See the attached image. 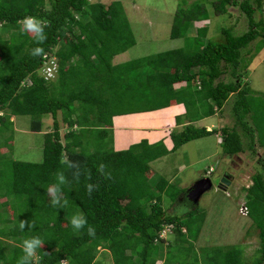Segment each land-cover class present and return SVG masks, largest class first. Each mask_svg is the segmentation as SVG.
Here are the masks:
<instances>
[{"label": "trees", "instance_id": "obj_1", "mask_svg": "<svg viewBox=\"0 0 264 264\" xmlns=\"http://www.w3.org/2000/svg\"><path fill=\"white\" fill-rule=\"evenodd\" d=\"M185 4L179 0L169 33L181 38L182 46L113 62V56L136 43L121 1L0 0V155L9 153L1 150L6 145L11 149L13 135H4L12 127L10 116H31L30 129L35 132L41 131L45 115L52 121L43 133L41 161L0 157V264H17L23 240L33 235L44 241L33 264H101L96 260L98 247L110 251L114 264H199L193 241L203 230L205 212L199 205L184 214L175 207L168 212L166 199L175 201L174 206L190 201L164 177L151 184L154 172L148 162L213 134L220 135L226 155L248 149L255 154L256 145L264 147L263 104L252 95L249 82H243L251 63L249 44L258 39L255 49L264 47V0ZM227 5L238 6L247 16L243 34L235 36L230 28H222V38L212 40L207 23L195 26L209 19L211 10L225 14ZM25 16L48 22L43 56L29 55L37 45L31 34L20 31L18 21ZM47 53L55 56L57 71L49 79L42 71ZM226 74L229 80H224ZM231 94L232 127L207 129L193 123L221 110ZM173 104L183 105L187 123L170 133L169 149L162 140H142L122 150L109 147L114 116ZM249 116L254 121L261 116L257 126H251ZM64 126L67 131L62 133ZM65 157L79 161L81 176L64 186L69 203L57 208L47 188L64 168ZM256 162L261 170L251 174L252 183L244 187V206L258 229L257 255L248 262L240 244H214L202 251L204 264H264V159ZM100 164L106 165L110 178L100 173ZM89 183L99 185L91 196L85 187ZM4 206L11 216L1 210ZM71 208L84 213L94 235L86 228L73 230ZM21 220L34 227L21 230ZM164 231L173 241H165Z\"/></svg>", "mask_w": 264, "mask_h": 264}, {"label": "rangeland", "instance_id": "obj_2", "mask_svg": "<svg viewBox=\"0 0 264 264\" xmlns=\"http://www.w3.org/2000/svg\"><path fill=\"white\" fill-rule=\"evenodd\" d=\"M98 1L108 3L112 0ZM119 1H121L123 5L126 20L129 23L136 43L126 51L113 56V62H123L129 59L149 56L184 44L181 39H174L169 35L173 14L179 0ZM185 1L186 4H189L193 0ZM204 23L208 24L207 37L212 38V40H220L222 38V28H230L235 36L241 35L248 30L247 16L235 5H227V12L225 14L216 15L213 13V10H211L209 19L197 22L195 26L199 27ZM192 32L195 34L196 30L192 29ZM257 42L258 39L252 41L248 46L252 49L251 52L247 54V57L251 56V63L248 66V75L243 79V82H249L253 91L252 95L263 104L261 105V111H264V47L260 50L255 49L258 44ZM56 47L58 48V45ZM223 78L224 80H229L231 77L229 74H226L223 75ZM234 95L235 94H231L223 108L219 111L217 110L216 114L212 117L205 118L206 123L197 122L195 125L202 126L208 124L211 127H232L235 124V119L231 111L232 103L235 98ZM181 106L182 104H179L176 108H163L147 113L144 112L141 114L142 116L139 114L116 116L117 119L115 120V124L119 125L129 120L133 124L148 125V127L152 128L156 127L163 132V130L168 129L167 124L170 121H172L173 124L174 122H180V124H182L180 120L183 119L184 116L180 113L182 112ZM58 117L59 119L62 118L61 112ZM249 117L250 118L247 120L251 126L253 125L254 127L257 126L261 120V116H259V119L256 121H254L253 116ZM10 119L13 120L12 127L9 128L8 126L4 135H8V131L12 133L11 149L7 145L5 148L3 147L1 149L2 152L4 151L5 153V151H9V153L0 155V157L4 160L12 158L30 162L41 161L44 139L43 133L50 130L52 125L50 116L45 115L42 117V129L38 132L30 129L31 116L29 115H13L12 117L10 116ZM262 125L264 126V122H262ZM175 130L177 129L172 128L167 133L170 134ZM64 131H67L66 126L61 130L62 133ZM130 138L133 137H127L125 139L126 142ZM0 140H2V138H0ZM136 140V138L129 140L123 148L135 143ZM117 141L119 148L125 144L123 141H119V139ZM166 142L169 144V139H166L165 143ZM109 145V147H111V141ZM171 145L169 147H171ZM255 149H257L255 154L251 153L249 149L240 153L238 155L241 159L240 161H237V157L235 156L234 159L238 163L233 164L229 156L224 154L220 138H218L217 135H208L188 141L177 150L171 151L165 156L150 163L155 170L151 181H157L160 176H164L172 186L181 188L179 195L185 193L194 181L198 179L199 172L203 168H208V166L213 167V172L211 174L214 173L212 179L215 184L219 181V174L226 171L228 168L230 169L229 173L233 175L234 180L228 185L227 190L223 191L213 188L203 193L200 198L199 208L205 212V223L200 235L193 241V244L196 245L195 251L199 261L202 260V251L214 244L219 246L228 243L240 244L243 250V258L248 262L257 255V248L259 247L258 229L255 228L251 219L245 215V212H242V209H240L245 200L244 187L252 183L250 179L251 174L257 170H261L256 160L261 157L264 159V147L256 145ZM7 168H10V166ZM63 191L64 195L68 197V190L64 189ZM171 191H175V189H171ZM2 200L3 199L0 197V202ZM171 200L172 199H170V202ZM170 202L166 199L165 203L167 206L164 205L168 207V212L173 211L172 208L175 207L174 210L184 214L185 211L191 208L189 203H179L177 206H174L173 203L175 201ZM8 206H4L1 210L11 216ZM72 210L75 213L78 212L76 209ZM198 213L199 212H196V215H198ZM61 226L64 227V223H62ZM163 236L166 237L165 241L171 242L174 239L173 235L168 231H164ZM166 246L167 243H163L162 247L166 248ZM103 252L104 250L98 247L96 257L101 258ZM60 263L66 264V260ZM102 263L107 264V260Z\"/></svg>", "mask_w": 264, "mask_h": 264}, {"label": "clouds", "instance_id": "obj_3", "mask_svg": "<svg viewBox=\"0 0 264 264\" xmlns=\"http://www.w3.org/2000/svg\"><path fill=\"white\" fill-rule=\"evenodd\" d=\"M18 23L21 25L20 31L22 33L31 34L35 44L37 45L36 47L32 48L29 51V55L32 57L43 56L44 49L42 45L47 39V34L45 33L44 29L45 27L48 26V22L41 20L35 16H25L22 20L18 21ZM45 58L47 60L43 62V67H42V71L45 77L47 79L56 77L57 71H56V63L54 60L55 56L50 53H47L45 55ZM62 164L64 165V168L55 174V182L50 184L47 188V195L50 198V203L53 207H57V208L66 207L69 203L67 197L64 195V191H63L64 186L68 185L72 181L78 182L81 176V165L79 161H72L67 159V157H65L62 161ZM105 168L106 165L100 164L98 170L102 175L110 178V173L105 172ZM212 172H213V167H210L204 176H210L212 178V176L214 175V173L211 174ZM67 173H70L71 180L69 179V175ZM226 174L232 180V176L228 172ZM219 175L221 176V174ZM247 186H249V184ZM85 187L87 194L89 196L92 195L94 190L99 189L98 184H92V183L87 184ZM214 188H217L216 185H214ZM225 190H227V188ZM190 205L192 207L191 202ZM242 206H244V203L242 204ZM69 223L73 228V230L75 231H80L81 229L86 228L88 235L91 236L95 234L94 226L88 223L87 217L84 215L83 212H77L73 214L72 217L70 218ZM26 226L29 229L34 227V225L29 221L21 220L19 223V228L21 230H24ZM43 244L44 241L41 239V237L36 235L24 239L22 242V255L18 258L17 264H33L34 258L37 257V250L41 249Z\"/></svg>", "mask_w": 264, "mask_h": 264}, {"label": "crops", "instance_id": "obj_4", "mask_svg": "<svg viewBox=\"0 0 264 264\" xmlns=\"http://www.w3.org/2000/svg\"><path fill=\"white\" fill-rule=\"evenodd\" d=\"M179 39H181V38H179ZM179 104H173V105H170V106H166V107H163V108H176L177 106H178ZM183 106V105H182ZM181 106V110H182V112H180V113H182L183 114V116H184V112H185V109H184V107H182ZM163 108H160V109H163ZM155 110H159V109H155ZM155 110H151V111H155ZM151 111H142V112H133V113H128V114H123L124 116H129V115H135V114H139V115H141L142 113H147V112H151ZM219 111V110H218ZM217 113V112H216ZM215 113V114H216ZM214 115V114H213ZM213 115H211V116H207V117H212ZM118 116H121V115H118ZM142 116V115H141ZM207 117H204V118H201V119H199V120H197V121H194L193 123L194 124H196L197 122H200V123H206L205 122V118H207ZM117 118H116V116H114L113 117V121H112V132H111V138H110V140H111V147L114 149V150H122V149H126V148H128L129 146H127V147H125V148H123L126 144H127V142L129 141V140H131V139H134V138H136L137 140L135 141V143H138V142H140V141H142V140H145V141H147V143H155V142H157V141H160V140H162L163 141V143L165 144V146L169 149L170 147V145H171V139H170V134H168L167 132L170 130V129H172V128H175V129H177V130H175V131H178V130H180L183 126H184V124L185 123H187V119L186 118H184L183 117V119H181L180 121H181V123L182 124H180V122L179 123H177V122H174V124H173V122L172 121H170L167 125H168V129L167 130H163V132H161L158 128H156V127H148V125L145 127V126H143V124H133L131 121H129V120H127V121H125V122H122V123H120L119 125H116L115 124V120H116ZM199 126V125H198ZM202 126H205L207 129H210V128H213V127H215V126H210V125H202ZM165 127V126H164ZM155 130V131H154ZM152 131V132H151ZM154 132V133H153ZM213 135H217L218 136V138H220V135L219 134H213ZM121 136V137H120ZM153 136V137H152ZM127 137H133V138H130L127 142H126V138ZM119 139V141H123L125 144H123V146H121L120 148L118 147V140ZM166 139H169V144L167 143H165V140ZM241 153H243V152H241ZM240 153H238V154H236V155H227V156H229V159H230V161L234 164V163H238L237 161H240L241 159L238 157V155H239ZM226 155V154H225ZM165 156V155H164ZM237 157V161L234 159V157ZM163 157V156H162ZM159 158H161V157H159ZM159 158H157V159H159ZM156 160V159H155ZM152 161H154V160H152ZM152 161H149L148 162V165L152 168V165L150 164ZM211 166H208V168L206 167L205 169H204V171H203V169L199 172V175H198V178L199 177H202V176H204L205 174H206V172H207V169H209ZM152 170H153V172L155 171L153 168H152ZM225 173H229L230 172V169L228 168L226 171H224ZM224 172H222L221 173V175L224 173ZM230 174V173H229ZM154 175V174H153ZM153 175H151L150 177H149V181H151L152 180V177H153ZM231 175V174H230ZM232 176V180L230 181V184H231V182H233V175H231ZM161 177H164V176H161ZM165 178V177H164ZM231 179V178H230ZM156 181H151L150 183L151 184H154ZM229 184V185H230ZM228 188V187H227ZM228 194V193H227ZM178 200L180 201V200H182V196H179L178 197ZM101 250H104V252L102 253L103 254V256L101 257V258H99V257H96V260H99L100 261V263L101 264H103L102 262H106V260H107V264H114V262H113V260H112V256H111V253H110V251L109 250H107V249H105V248H102L101 247ZM202 255H203V253H201ZM62 261H64V260H62ZM198 261H199V259H198ZM66 264H67V261H66ZM156 264H161V263H156ZM199 264H204V259H203V257H202V260H200L199 261Z\"/></svg>", "mask_w": 264, "mask_h": 264}, {"label": "water", "instance_id": "obj_5", "mask_svg": "<svg viewBox=\"0 0 264 264\" xmlns=\"http://www.w3.org/2000/svg\"><path fill=\"white\" fill-rule=\"evenodd\" d=\"M231 179L226 173L219 175V181L215 184L213 179L210 176L199 177L194 183L186 190V197L191 202L192 208L198 206L199 200L203 193L214 188L216 185L217 188L225 190L230 184Z\"/></svg>", "mask_w": 264, "mask_h": 264}, {"label": "built area", "instance_id": "obj_6", "mask_svg": "<svg viewBox=\"0 0 264 264\" xmlns=\"http://www.w3.org/2000/svg\"><path fill=\"white\" fill-rule=\"evenodd\" d=\"M241 209H242V212L246 211V207L245 206H242Z\"/></svg>", "mask_w": 264, "mask_h": 264}]
</instances>
